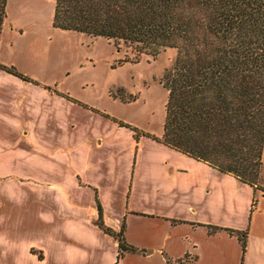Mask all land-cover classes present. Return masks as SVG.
I'll list each match as a JSON object with an SVG mask.
<instances>
[{
  "label": "crops",
  "instance_id": "0c3cea01",
  "mask_svg": "<svg viewBox=\"0 0 264 264\" xmlns=\"http://www.w3.org/2000/svg\"><path fill=\"white\" fill-rule=\"evenodd\" d=\"M22 74L0 68V264H240L262 179Z\"/></svg>",
  "mask_w": 264,
  "mask_h": 264
},
{
  "label": "trees",
  "instance_id": "16d2710c",
  "mask_svg": "<svg viewBox=\"0 0 264 264\" xmlns=\"http://www.w3.org/2000/svg\"><path fill=\"white\" fill-rule=\"evenodd\" d=\"M52 1V26L129 45L130 61L173 47L160 79L166 100L159 139L257 184L264 142V0ZM4 7L0 0V29ZM0 68L26 78L12 65ZM245 234L236 232L242 248ZM117 239L118 253L133 250Z\"/></svg>",
  "mask_w": 264,
  "mask_h": 264
},
{
  "label": "rangeland",
  "instance_id": "374dc122",
  "mask_svg": "<svg viewBox=\"0 0 264 264\" xmlns=\"http://www.w3.org/2000/svg\"><path fill=\"white\" fill-rule=\"evenodd\" d=\"M4 9L0 64L108 109L136 127L153 133L161 130L166 90L160 79L170 67L173 47L159 50L154 57L141 53L130 61L134 50L129 45L119 42L115 47L102 36L52 26V0H5ZM109 91L125 101L113 99ZM129 96L132 99L126 100ZM261 179L264 146L258 185ZM251 213L240 264H264V192L258 189ZM224 264H231L227 257Z\"/></svg>",
  "mask_w": 264,
  "mask_h": 264
}]
</instances>
